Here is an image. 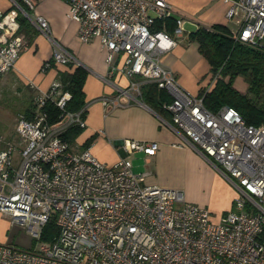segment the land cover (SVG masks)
<instances>
[{
    "label": "built area",
    "instance_id": "1",
    "mask_svg": "<svg viewBox=\"0 0 264 264\" xmlns=\"http://www.w3.org/2000/svg\"><path fill=\"white\" fill-rule=\"evenodd\" d=\"M32 9L35 0H20ZM67 16L78 24L81 43L94 38L106 51L109 73L133 79L120 96L102 98L103 105L138 102L143 83L156 84L170 101L163 108L198 153L236 190L233 207L217 222L207 208L186 201L181 190L144 184L132 164L120 158L112 165L99 162L89 149L70 150L60 134L70 125L83 128L81 112L63 113L50 125L43 107L52 100L61 109L70 95L54 82L34 99L31 118L19 114L16 147L6 143L0 151V212L25 227L38 240L37 248L0 243V264H264V125H246L240 114L224 106L211 112L202 95L215 84L206 79L198 96L183 90L163 57L184 34L182 20L174 30L164 28L173 17L169 0H64ZM227 17L239 16L233 39L264 52V0H224ZM21 4L11 0L0 9V75L14 70L24 46L19 36ZM30 21L50 38L45 19ZM161 21L163 29L156 30ZM60 65L72 56L57 44L51 53ZM47 65V64H46ZM127 152L153 155L156 145L126 141ZM53 222L57 233L41 240Z\"/></svg>",
    "mask_w": 264,
    "mask_h": 264
},
{
    "label": "crops",
    "instance_id": "2",
    "mask_svg": "<svg viewBox=\"0 0 264 264\" xmlns=\"http://www.w3.org/2000/svg\"><path fill=\"white\" fill-rule=\"evenodd\" d=\"M10 3L11 0H0V9L8 10ZM169 3L173 7V17L182 20L184 34L177 38V46L163 57L162 65L173 72L183 90L198 96L206 86L210 66L189 35L201 26L214 25L224 27L233 35L238 32L239 22L236 16L227 17L229 6L224 0H169ZM22 9L28 15L19 12L28 23L25 31L18 33L24 50L15 69L0 75V93L7 94L11 100L4 104L6 110L17 116L23 114L33 97L48 90L54 82L60 83L62 73L71 74L80 66L87 75L83 84L85 106L81 116L85 126L73 143L78 149H89L105 165L126 158L135 174L144 175V184L181 190L187 202L207 208L211 216L215 211L218 219L232 209L236 190L195 148L187 145L167 111L157 112L141 98L138 102L130 100L118 106L102 104V98L120 96V89H128L130 81L139 78L109 73L106 51L100 40L94 38L88 43L78 40V24L68 18V5L64 0H35L32 9L25 6ZM36 17L47 21L50 38L30 21ZM56 44L72 56V63L60 65L54 62L51 53ZM242 83L244 87L238 88L241 91L246 87ZM145 84L141 85V92ZM120 99L123 102L125 98L120 96ZM126 141L154 144L156 151L153 155L129 153L124 149ZM10 225V215L0 212V243L5 228Z\"/></svg>",
    "mask_w": 264,
    "mask_h": 264
},
{
    "label": "trees",
    "instance_id": "3",
    "mask_svg": "<svg viewBox=\"0 0 264 264\" xmlns=\"http://www.w3.org/2000/svg\"><path fill=\"white\" fill-rule=\"evenodd\" d=\"M18 2L21 4V1ZM18 22L19 31L24 32L28 26L27 20L19 15ZM163 22L165 30L171 33L175 27V18L171 17ZM155 29H163L161 21L156 23ZM189 38L197 43L200 55L210 66V74L217 77L214 87L202 95L205 108L217 112L221 107L228 106L240 114L246 125L255 127L264 125V52L235 41L233 35L218 25L201 26L191 33ZM86 75L87 72L80 66L71 74L60 75L62 91L68 92L70 98L66 101L64 110H61L54 101H46L43 112L46 113L50 125L58 123L60 116L65 112L82 111L85 106L83 84ZM237 79L245 83L243 91L234 87ZM141 99L157 112H163V104L171 100L164 90L158 89L153 83H146L143 86ZM33 108L34 104L31 103L22 115L30 119ZM82 129L78 125H70L60 137L73 144ZM56 233L54 223L50 222L44 227L41 240L49 242Z\"/></svg>",
    "mask_w": 264,
    "mask_h": 264
},
{
    "label": "rangeland",
    "instance_id": "4",
    "mask_svg": "<svg viewBox=\"0 0 264 264\" xmlns=\"http://www.w3.org/2000/svg\"><path fill=\"white\" fill-rule=\"evenodd\" d=\"M235 18L239 22L240 17L236 16ZM234 87L237 89L240 87L242 89L244 85L242 81H238V82H234ZM34 99L35 98L33 97L32 104H34ZM9 100L10 99L8 98L7 94L0 93V149H3L6 143H12L16 147V149L13 152V158L16 162H18L19 153L17 149L20 147L19 145L20 137L16 132V124L19 115L17 116V114H14L13 111H10L9 109L6 110L3 107L4 104H6V101L9 102ZM70 150L74 152H78L80 149H78L74 144H71ZM202 189L204 188H201V190ZM217 215L218 214L215 211L212 212V216H211L212 221L214 222L218 221ZM1 241H3L2 243L13 244L24 249L37 248V246H39L41 243L38 240L26 234L24 226H20L12 222L9 227L5 228L4 235H2Z\"/></svg>",
    "mask_w": 264,
    "mask_h": 264
}]
</instances>
